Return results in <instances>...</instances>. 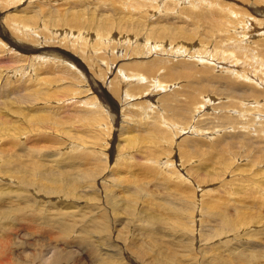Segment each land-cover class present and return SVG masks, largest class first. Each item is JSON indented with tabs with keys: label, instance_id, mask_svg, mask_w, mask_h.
Masks as SVG:
<instances>
[{
	"label": "bare ground",
	"instance_id": "6f19581e",
	"mask_svg": "<svg viewBox=\"0 0 264 264\" xmlns=\"http://www.w3.org/2000/svg\"><path fill=\"white\" fill-rule=\"evenodd\" d=\"M35 1L37 5L36 7L33 6L35 9L25 11L31 8L29 5L34 0H23L18 5L17 10L16 6L7 7V13L14 12L9 17L2 20L0 14V167L6 166L5 168H8L11 164L16 165L14 163L16 158L14 161L12 160L13 154H21L24 150L23 145H25L29 149L28 154H31L33 158V162L30 163L32 166H29L36 172L40 171L45 164H41L39 160L44 159L42 158L44 155L42 152L49 150L52 139L53 141L56 140L60 149L63 145L67 148V150L59 152L58 156L62 160L60 161L57 156L58 160L56 159V161L57 163H63L60 164L62 169H70L67 174L68 178L72 180L71 177L74 173L80 176L74 179L76 182L89 181L97 173L94 167L101 168L105 155L109 154L106 149L110 150L111 147L112 149L115 147L110 141V139L113 141V136H109L113 126L108 119L111 117V112L109 109H107L109 111L107 112L105 105L100 102L101 100H105L109 106L110 102L108 99L110 96L115 95L120 100L121 113L118 115L117 113L113 114L117 119L122 118L120 121L125 123L120 124L116 128L118 130L114 131L118 133V136L115 135L116 139L114 141L116 142L118 139L117 144L120 145L122 141L126 142L121 147L119 146L120 152L118 150L116 153L118 154L117 157L114 156L115 152L113 150H110V156L121 160L126 159L127 161H123L116 168L113 166V168L104 172L99 179L100 188L103 192V200L106 199V205H108L107 200L110 197H113L114 205H117L119 200L122 199L119 197V194H123L121 192L118 194L114 189L108 192L105 191V187L111 184L112 180L120 176L118 172H123L121 177H124L126 173L136 174L134 173L135 170L139 169L142 171L141 165L145 166L147 164V167L155 166L165 171L167 175L172 174L173 182H179L181 187L183 186V182L190 181L191 175H196V178H199L201 174H204L203 179L214 184L216 190H222L220 191L222 193L225 192V198H222V195H220L222 193L217 194L213 190L212 192L207 189L203 190L204 183H202V179L195 180L192 183V185H195V188L189 192L192 205L183 208L184 212L186 213L187 210L193 211L197 207L199 215H204L208 219V222H217L216 225H219V228L225 232L230 224L235 223L234 218L231 222L227 220V214L224 212L231 206L235 212L246 218L257 228L254 232L236 236L237 239L256 235V233L264 234V225L261 221V215H263L261 214V210L264 211V175H262L264 173V166L262 165L263 168L261 170L257 169V174L255 175H262L261 177L257 179L250 178V173L254 172L252 165L256 164L259 159H263L264 154L257 157L251 152L241 150L242 146L236 150L232 146L233 140L235 138L239 139L241 136L248 139V144L255 141L258 137H264V6L262 7L263 10L260 11L255 6L252 8L247 3L238 2V4L235 3L236 5L226 6L228 10L226 15L221 19L208 22L204 31L198 37V40L202 43L203 52L206 54V57L197 62H190L192 66L188 70L173 72L169 69L162 71L161 68L168 59V51L178 43L176 23L172 21L169 24H164L162 17L157 13L159 10V0L115 1L119 2V10L115 13L120 14V18L118 17L120 21L123 19L121 22L127 24L125 25V29L121 30V33H118V37L117 34L113 33V19L115 17H111L110 19L111 15H108L109 13L107 17L101 18L100 21L98 20L99 17L96 18L99 22L94 24L93 13L91 16L86 15L84 18L85 10L88 6L84 11L80 10L77 12L72 10L76 7L67 8L64 13L59 12V18L57 13L53 12L55 10L53 4L47 8L45 7L46 5L42 6L40 4L43 1ZM74 1L76 2V0ZM48 2L47 0L46 3ZM84 4L85 2L81 3V6H84ZM184 4H186V0H179L175 5L176 7H180ZM261 4L264 5L263 3ZM73 5L75 6V4ZM20 6L24 7L20 8ZM50 7L53 8V11L48 12ZM12 8H15L16 11H13ZM45 10L47 11L44 12ZM124 11L127 13H124ZM132 11H134V14H137L142 23L154 25V18V20H159L160 26L155 28L153 34L151 31H140L139 39L138 35L131 34L128 28L136 27V22L130 19V15L126 18L127 14ZM149 11L155 13V16L149 14ZM52 12L55 14L54 16ZM118 14L116 16H119ZM258 14H261V17H258ZM51 16H53L52 20ZM220 16L219 12L211 14L212 19ZM144 18L145 21H143ZM58 24H64L66 27H56ZM115 24L117 25V23ZM91 29L96 30V34H94L96 38L95 43V38L89 31ZM117 29L119 30L118 27ZM209 32H212L213 36L208 35L207 33ZM105 33L106 35H104ZM161 37L162 40L154 46V42L158 41ZM216 37H218V41ZM219 37L222 41L219 40ZM62 40L63 46L57 45V41L62 43ZM140 40L141 45L136 48ZM97 42H100V45H106V48L111 51L110 55L114 62H106V60L99 58L97 65L93 67L91 64L94 60V54L91 58H84L85 62H83V55L86 54L87 49L96 47L95 44ZM122 44H126L127 47L122 46ZM195 44L199 45L197 42ZM152 51H156L155 55L151 54ZM147 52L149 55L147 66L141 67L140 62L134 60L141 59L144 64ZM144 53L145 56H140ZM73 60L77 61V65L80 67H76ZM120 60H123L122 63H125V60L130 63L121 65ZM168 62L178 63L179 60L171 59ZM16 64L18 65L17 67L14 66ZM87 67L94 69L92 73L95 75L94 78L97 77L96 81L98 85L93 93L101 91L100 97L95 99L99 104L93 108L76 107L75 109H68L66 104L69 105L73 99L76 100L79 97L86 96L85 94L81 95L82 92L87 93L91 89L86 81L88 76L86 74L82 75L85 73L84 70ZM3 69L6 74H9L4 82H2ZM214 69L218 71H214ZM122 70L129 72L131 78L126 74L122 75ZM78 72H81V74ZM73 73L79 74L77 76L81 78L75 77ZM70 75L73 79H70ZM120 75L122 76L117 79ZM161 76L164 82L160 80ZM135 78L139 82L132 80ZM66 81L72 83V85L58 87L61 82ZM180 81L186 82L183 88ZM85 85H87L86 88ZM77 86L80 89H77ZM127 87H129L128 91ZM158 94H162L158 97L159 99H157ZM149 95L151 101L142 99ZM61 98L65 102L64 105L61 103L62 106L56 103L54 106L51 104L48 107L35 108L41 101L53 103L60 101ZM249 100H251L250 104L248 103ZM24 104H27L25 106L28 107H26L28 113H22L21 108H25ZM242 108L246 109V122L253 127H257L255 133L250 129H243L241 124L238 123L241 115L233 112ZM206 109L209 110L206 111ZM63 111L65 115L61 118L58 113L64 114ZM114 111H117V109ZM253 112L256 113L251 116ZM75 115V119L67 123L65 117ZM226 119L227 121L224 123L226 125L225 131L215 134L213 129ZM76 122L79 124L78 129L82 128L87 132L88 138L85 136L84 138L91 143V147L85 144H82L80 147L79 144L69 141ZM190 124L193 126H190ZM143 126H147L146 129H142ZM119 130L122 133H119ZM143 133H146V139L143 137L139 139L144 140L146 150L149 148L152 150L145 156L141 155V158L146 159L138 162L135 161L134 153L131 154L130 150L134 151L137 148L135 144L136 140L138 141L139 134L143 135ZM201 134H204L205 137L199 136ZM181 136L183 138L179 141L178 147L186 149L179 150L178 148V159L176 160L175 151L174 149L171 150L172 143L178 145L176 143L177 138ZM188 137L194 139L188 140ZM5 138L6 140L3 141ZM23 139H25L24 142ZM148 139L150 140L147 141ZM145 142H147V145ZM181 144L185 145V147L180 146ZM156 147H159L161 150H157ZM243 147L246 148V146ZM81 148L84 152H82ZM193 149L200 158L197 160L198 164L195 171L191 173L188 172L189 170L187 171L184 164L186 163V156H189L191 154L189 152ZM138 152L140 155V151ZM165 152L169 155V162H164V168L161 167L162 163H160L164 160V157H159ZM119 153L121 154L119 155ZM22 154L25 155L24 153ZM156 154L158 155L157 157H155ZM7 155L12 156H10V162L9 158H5ZM16 162L18 163V161ZM100 162L102 163L100 164ZM25 164L27 163L24 162ZM219 164L222 167H219ZM167 165L168 167L172 166V169L167 170ZM63 166L66 167L63 168ZM134 167L135 169H133ZM48 168H45L46 172L48 175H51L52 173L48 171ZM226 173L233 174L234 178L228 179V181L225 180L229 175L225 176ZM52 175L53 177L55 176L54 174ZM3 177L5 176L0 174V179ZM17 178L18 176L9 177L8 175L5 177V179L11 181H16ZM23 179L28 181L27 177ZM225 181L227 183L223 184ZM241 181L248 182L241 187ZM65 182L66 184L61 183L64 189L75 185V183H71L72 181ZM116 182L119 181L117 180ZM53 183H55V180L49 184L52 185ZM183 189L181 188V190ZM181 190L178 189V192H181ZM197 190L202 193L198 194ZM183 193L187 195L185 190ZM198 195L200 197L199 200L197 199ZM204 197L207 198V201L204 203L205 206L202 207ZM234 199L238 202L237 204ZM179 202L181 201H178V204ZM107 209L111 208L108 206ZM107 209L106 211H108ZM113 211L116 210L113 209ZM168 211L169 213L171 212L168 208L161 212L168 214ZM106 224L103 225L105 229L107 228ZM219 228H217L218 232ZM104 236L106 235L104 234ZM262 240V246L264 247V238ZM239 243L241 244L242 242H236V244ZM228 245H230L229 242ZM43 253V262L45 264H61L59 263L58 252L53 250V248L49 247ZM218 253L221 254V249ZM234 255L237 256L236 254ZM240 262L241 260H239Z\"/></svg>",
	"mask_w": 264,
	"mask_h": 264
},
{
	"label": "rangeland",
	"instance_id": "374dc122",
	"mask_svg": "<svg viewBox=\"0 0 264 264\" xmlns=\"http://www.w3.org/2000/svg\"><path fill=\"white\" fill-rule=\"evenodd\" d=\"M22 1L23 0H0L1 19L3 20L14 13L6 12L8 6H16L17 10L18 5ZM41 1L43 2H40V4L42 6L46 5L45 7L47 8L53 4V6H55L53 8L57 12L55 10L53 11L52 7H50L48 12L53 11L55 14L57 13L58 17L59 12L64 13L67 8L76 7L72 10L77 12L80 10L84 11V9L88 6V8L85 10L86 12L84 18L86 17V15L91 16L93 13L94 24L98 23L101 18L107 17V14L109 13L108 15H111L110 19L111 17H115V19L112 18L114 20L113 33L117 34V37L118 33H121V30L125 29V25H127L121 22L123 21V19L120 21V14L117 13L119 16H116L117 14L115 12H118L119 10V2L115 1L118 0H76V2L74 0H48V3H46L47 0ZM178 1L179 0H159V10L157 11V13L162 17V21L164 22V24H169L172 21L176 23L178 41L177 45L168 51V59L162 66V71L165 69H169L173 72L185 71L191 68L192 65L190 64V62H197L203 60L206 57V54L203 52L202 43L198 40V37L204 31L208 22L221 19L226 15L228 11L226 9V6H233L235 3L238 4V2L247 3L251 5L252 8H254L255 6L258 11L263 10L262 7L264 6L261 4H264V0H186V4L180 7H176L175 4ZM83 2H85V4L84 6H81V3ZM70 3L75 4V6ZM29 6L31 8H28L25 11L35 9L33 6H37L36 1L34 0V2ZM21 7L24 6H20V8ZM111 7L112 9H114L112 10ZM12 9L13 11H16L15 8ZM46 11L47 10H45L44 12ZM53 12L52 15L54 16L55 14ZM152 12L149 11V14L155 16V13ZM214 12H219L221 16L212 19L211 14ZM124 13L127 12L124 11ZM129 15L131 16L130 19L136 22V27H128L129 31L131 34L138 35L139 39L140 31H151L153 34L155 28H157V26H160L159 20H154V18V25H151L142 23L137 14H134V11L129 12L126 18ZM260 15L261 14H258L257 16L261 17ZM53 16H51V20ZM96 18H98L99 21ZM143 21H145V18L143 19ZM115 23H117V25ZM56 27L65 28L66 26L64 24H58L56 25ZM117 27L119 28V30L117 29ZM89 31L95 38L94 34H96V30L91 29ZM211 33L209 32L207 34L213 36ZM104 35H106V33ZM208 37L210 38V36ZM216 39L218 41V37H216ZM160 40H162V37L158 41L154 42V46H156L157 42H159ZM219 40L222 41L221 38ZM95 41L96 38L94 40V43ZM195 42H197L199 45H196ZM60 43L61 42L57 41V45L63 46V40L61 43L62 45ZM95 45V49H87V51L85 52L86 54L83 55V62H85L84 58H91L93 54L94 60L91 64L93 67L97 65L99 58L106 60V62H114L110 55L111 51L106 48V45H100V42H97ZM123 45L124 44H122V46ZM140 45L141 40L136 45V48ZM124 46H126V44ZM71 49L73 48L71 47ZM148 52L144 64L142 63L143 60L141 59H136L134 61L140 62L141 67L147 66V61L149 58ZM155 52L156 51H152L151 54L155 55ZM140 56H145V53ZM171 59H177L179 60V62L169 63L168 61ZM122 62L123 60H120L121 65L130 63L127 60H125V63ZM74 63L76 67H80L79 65H77V61H74ZM14 66L17 67L18 65L16 64ZM216 70L217 69H214V71ZM122 71V75L126 74L130 77L129 72H126L124 70ZM84 72L85 73H83L82 75L86 74L88 76L86 78V81L87 84L90 85L91 89L87 93L82 92L81 95L85 94L86 96H82V98L79 97L76 100L73 99L72 102L69 103V105L66 104V107L68 109H75L76 107L93 108L94 106L99 104V102L95 99L100 97L101 91L93 93L98 85V82L96 81L97 77L94 78L95 75L94 73H92L94 72V69L87 67ZM78 73L81 74V72ZM73 75L77 78H81L77 76L79 74L73 73ZM122 75L118 76L117 79H119ZM2 76V82H4L9 74H6L3 69ZM70 77V79H73L71 75ZM132 80L139 82L137 78ZM160 80L164 82L162 76ZM180 82L183 88V86L186 85V82ZM66 85H72V83H69L67 81L61 82L58 87L61 88ZM86 87L87 85H85V88ZM129 87H127V91ZM77 89L80 88L77 86ZM105 90L107 92V88ZM161 95L162 94H158L157 99H159L158 97H160ZM149 97L150 95L143 97L142 99L151 101ZM108 101L110 102L109 106L107 105L105 100H101L100 102L105 105V109L107 112H111V117L108 119L113 126L111 128V133L109 134V136H113V141L111 139L110 141L111 144H113V146L115 147L112 149V147L110 146V150H113L115 152L114 156L117 157L118 154L116 153L118 152V150L120 152L121 145H124L126 141H122L121 145L117 144L118 139L116 140V142L114 141V139H116L118 133L114 131H117L118 129L116 128L119 127L120 124L125 122L120 121V119L122 118L117 119L113 114L117 113L118 115L121 113L119 105L120 100L118 99V97L112 95L110 96ZM56 103L59 105H61V103L62 105L65 104V102L61 98L60 101L53 103L41 101L35 106V108L48 107L51 104L54 106ZM248 103L250 104L251 100H249ZM25 105L27 104H24L25 108H21L22 113H28L26 110L27 106ZM107 109H109V111ZM115 109H117V111H114ZM207 110L209 109H206V111ZM245 111L246 109L242 108L233 113H239L241 115L238 123L241 124L243 129H250L255 133L257 127H253L251 124L246 122L247 114H245ZM255 113L256 112H253L251 116H253V114ZM58 114L62 118L63 115H65V112L64 114L60 112ZM75 117L76 115L65 118L67 120V123H70L75 119ZM226 121L227 119L221 121L220 124L213 129V132L215 134L224 132L226 128V125H224V123H226ZM78 125L79 124L76 122L75 129L71 137H69V141H73L76 144H79L80 147L82 144L91 147V143H89L84 138V136L88 138L87 132H85L82 128L78 129ZM190 126L193 125L190 124ZM146 127L147 126H143L142 129H146ZM119 133H122L121 130H119ZM246 133L248 132L246 131ZM145 135L146 133H143V135L139 134L138 141L136 140L135 143L138 149L136 148L134 151L130 150L131 154L134 153L133 155L135 156V161L138 162L144 161V159H146L141 158V155L145 156L152 150L150 148L147 150L145 149L146 146H144V140H141V137L146 139ZM199 136L205 137L204 134H201ZM182 138L183 136L177 138L176 143L178 144ZM188 138V140L194 139L191 137ZM245 138L246 137L244 136H241L239 139L235 138L232 142L233 149L236 150L241 146H246V148L241 147V150L243 149L244 152H251L257 157L264 154V137H258L255 141L249 144L248 139ZM5 140L6 138L3 139V141ZM149 140L150 139H148L147 141ZM239 140L242 144L239 142ZM24 141L25 139H23V142ZM235 141H238L239 143H236ZM27 143H29V141H27ZM146 143L147 142H145V144ZM178 146L179 144L175 145V143H172L171 150L174 149L176 160L178 159V148L179 150L186 149ZM180 146L185 147V145L182 144ZM23 147L24 150L21 152V154L14 153V157L10 155L13 161L16 158L14 161L16 165L11 164L8 168H5L6 166L3 168L2 166L0 167V174L4 175L5 177H7V175L9 177H20L19 179L17 178L16 181L5 179V177L0 179V264H45L43 262V252L46 251L49 247L58 252L60 258L59 263L61 264H264V247L262 246V238H264V234L256 233V235L241 237L237 239L236 236H242L247 233L254 232L257 230V228L246 218L240 216L237 212H235V210H233V207L230 206L229 209H226L224 211L227 214V220L231 222L233 218L235 219V223L230 224L227 228L228 231L226 230L225 232L224 230L219 228V225H216L217 222H208V219H206L204 215H199L197 207H195L193 211L187 210L186 213L184 212L183 208L192 205V201L189 197V192L193 191L195 188V185H192L193 181L202 179V183H204V186L202 187L203 190L207 189L211 190V192L213 190L216 191L217 194L222 193L220 192L222 190L215 189L216 186L214 184L209 183L208 181L203 179L204 174H201L199 178H196V175H191L190 181L183 182V186L181 187L179 185V182H173L172 174L167 175L165 171L160 170L155 166L147 167V164L145 166L141 165V168L143 169L142 171H140L139 169L135 170L134 173L136 174L126 173L124 177H121V175H123V172H118V175L120 176L116 179L119 182H116V179L112 180V183L109 184L110 186L108 185L107 187H105V191L108 192L111 191V189H114L118 194L119 192H121L123 194H119V197L122 199L119 200L117 205H114L113 197H110L107 200L108 205H106V199L103 200V192L100 188L101 184H99V179L104 172H107L110 168H113V166L116 168L123 161H127L126 159L121 160L119 158L112 157L110 156V150L106 149L109 154L105 155V158L103 159L104 163L101 165V168L94 167L95 172H97L95 177L87 182L82 181L81 183H79L74 179L80 176L73 173L72 177L70 176L72 178L71 180L67 175L70 169L64 168L66 166H63L64 169H62V167H60V164L63 163H57L56 161V159L58 160L57 156L59 155V152L67 150L65 145L61 146L60 149L56 140L53 141L51 139L49 150H44L42 152V154H44V157L42 156V158L44 159L39 160L41 164L43 163L45 165L40 169V171L37 172L31 167L32 165L30 163L33 162V158L31 154H28L29 149H27L25 145H23ZM93 147L95 149L94 145ZM157 150L161 149L158 147ZM138 151H140V155L138 154ZM82 152H84L83 149ZM22 153H24L25 155H23ZM121 153H119V155ZM189 153L191 154L189 156H186V163L184 165L186 166L187 171L189 170L188 172L193 173L198 164L197 160L200 157H198L197 152H194V149ZM10 156L7 155L5 157L9 158V162ZM157 156L158 155L156 154L155 157ZM163 157L164 160L160 162L162 163L161 167L165 166L164 162H169V155L167 154V152L163 153L159 158ZM59 159L60 161L62 160L60 157ZM16 161H18V163ZM131 161L134 162L133 160ZM24 162H26L27 164L24 165ZM102 162H100V164ZM262 165L264 166V158L259 159L256 164L252 165V169H254V172L250 173V178L257 179L264 175L263 173L260 176H255L257 174V169L261 170L263 168ZM47 167H49L48 171L55 175L54 177L52 174L48 175V173L46 172ZM219 167H222V165L219 164ZM133 169H135V167ZM168 169H172V166L168 167L167 165V170ZM86 172L90 173L89 171ZM58 174L59 176H57ZM225 176H227V178H225V180L227 181L228 179L234 178L233 174L231 173H226ZM25 177H27L28 181L23 179ZM54 180L55 183L50 185L49 183ZM64 180L69 182L72 181L71 183H75V187L73 186L71 188L64 189L61 184H66ZM227 181L223 182V184L227 183ZM247 182L248 181H241V187ZM180 187L184 189L181 190ZM177 188L181 190V192H178ZM184 190L187 195L183 193ZM200 193L202 192L198 191V194ZM224 193L225 192L220 194L222 195V198H225L226 196V193ZM177 197L179 198L175 199ZM197 199H200L199 195ZM178 201L181 202H179L178 204ZM206 201L207 198L204 197L202 200V207L205 206L204 203H206ZM235 202L236 204L238 203L236 200ZM108 206L111 209L108 210ZM174 207H176L177 209ZM112 208L116 211H113ZM165 208H168V210H170L171 212L169 213L168 211V214L166 212H161L163 210L165 211ZM106 209L108 211H106ZM261 214V221L264 225V211L261 210ZM104 224H106L107 226L106 229L105 226H103ZM217 228L220 229L219 232ZM17 232L18 234H16ZM104 234L106 236H104ZM248 237L251 238L248 239ZM227 241L231 246L228 245ZM237 241H241L242 243L236 244ZM220 249L221 254L218 253L220 252ZM234 254H236L237 256H235ZM233 258L236 261L232 260ZM239 260H241L240 263ZM213 261H215V263H213Z\"/></svg>",
	"mask_w": 264,
	"mask_h": 264
}]
</instances>
